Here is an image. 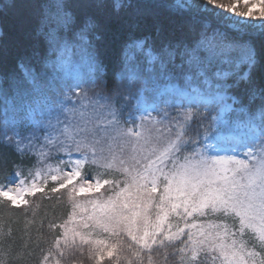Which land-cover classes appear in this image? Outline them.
Segmentation results:
<instances>
[{
  "label": "trees",
  "instance_id": "trees-1",
  "mask_svg": "<svg viewBox=\"0 0 264 264\" xmlns=\"http://www.w3.org/2000/svg\"><path fill=\"white\" fill-rule=\"evenodd\" d=\"M195 1H198L195 8L185 9L175 0H0V186L9 184L17 173L27 183L33 180L40 166L39 152L46 135L43 128L49 124L48 114H67L65 111L84 105L86 113L93 115L102 109L95 102L97 94L110 97L109 106H114L117 112V125L124 129L140 97L160 104L162 116L164 111L169 113L165 119L169 126L168 120L177 115L178 108L174 99L162 94V87L184 88L190 82L199 85L203 81L213 86L221 83L228 87L226 92L233 110L224 116L227 123L218 122L216 129L234 132L239 124L246 122H253L259 128L264 112V67L257 65L251 85L247 81L236 83L231 75L232 65L220 59L212 60L206 75H197L187 63L185 50L207 36L214 43L227 38L237 45H251L264 55V30L220 27L211 15L199 10L207 0ZM218 3L225 4V1L218 0ZM64 13L70 14V22L64 21ZM86 26L81 38V30ZM135 41L144 42L147 49L142 52L133 48ZM63 50L70 52V65L77 76L65 73L64 56L60 57ZM147 51L156 58L152 62ZM239 55L237 48L234 62ZM160 56L164 57L163 63L158 59ZM97 64L102 68L99 74L95 70ZM129 71L138 73L140 78L129 83ZM237 71L243 74L247 68L241 64ZM121 73H125L123 81ZM217 73H224L223 77L228 75L223 78ZM77 80L84 81L82 87L87 92V100L82 92L77 96L79 90L71 88ZM65 92L74 98L73 103L72 99H63ZM218 107L212 106L203 116L194 117L188 135L195 139L199 133L202 141L210 117ZM6 121L7 135L13 141L16 139L14 124L21 139L33 137L32 146L26 147L23 153L16 150L14 142L6 145ZM24 142L27 144V140ZM60 158L61 155L54 160L59 162ZM97 173H105L107 179L122 177L119 172H107L93 164H86L82 174L88 177ZM58 185L59 182L48 181L41 191L27 197V204L19 207L0 198V264H57V261L59 264H96L88 256V245L83 246V252L65 249L62 240L63 255L54 246L63 230L49 225L64 223L72 210L68 200L70 187L53 192ZM218 219L211 216L205 221ZM100 238H107V234H100ZM123 239L131 243L126 236ZM179 246L177 242L175 247ZM136 248L133 245L132 250L118 249L111 257L105 255L100 264H148L149 253L142 251L138 260L132 254ZM255 250L261 251L259 246ZM174 252V247L154 246L153 264H181L179 253Z\"/></svg>",
  "mask_w": 264,
  "mask_h": 264
},
{
  "label": "snow or ice",
  "instance_id": "snow-or-ice-1",
  "mask_svg": "<svg viewBox=\"0 0 264 264\" xmlns=\"http://www.w3.org/2000/svg\"><path fill=\"white\" fill-rule=\"evenodd\" d=\"M239 2L240 0H237V3L229 6L218 3V0H207L208 4L225 12H234L236 16L251 15V9L248 12L235 11ZM243 3L247 5L249 0H243ZM261 15L264 16V12ZM63 19L70 22V14L64 13ZM86 29L87 26L81 30V38ZM132 47L143 52L148 46L142 41H135ZM237 48L240 55L234 62L233 57ZM185 56L189 67L194 69L197 75H206V68L212 60L220 59L232 65L234 71L231 75L236 83L247 81L249 85L253 83L252 72L257 65L261 64L264 67V55L258 53L253 46L237 45L227 38L220 43H214L204 36L195 46L185 50ZM154 59L156 58L149 54V60ZM158 59L161 63L164 62L163 56ZM241 64L247 68L243 74L237 71ZM95 70L99 74L102 68L97 64ZM127 78L129 83H132L140 76L129 71ZM120 79L121 81L125 79V73H121ZM95 82L93 78L92 83ZM83 83L84 81L77 80L71 88L79 90L76 92L77 96L82 92L87 100ZM63 99H71L68 92L63 94ZM184 99L186 98L183 94H179L175 104L178 108L177 115L168 120L169 126L157 128L155 136L131 127L123 130L122 135L135 138L129 150L130 154L126 158L112 153L107 162L100 163L103 157L97 158L96 145H100L103 138H96L99 125L96 128H89L87 121L75 125L65 124L62 129H53L45 135V143L41 145L39 152L42 159L52 150H65L70 153L73 146L81 155V158L74 162L70 172L60 174V169H50V173L55 174L44 177L45 181L50 178L54 182H59L58 187L52 189L53 192L71 185V188H68V200L72 210L68 219L60 225H49L50 228L59 227L63 230L54 243L60 255L64 254L60 249L63 240L65 249L75 248L83 252V246L88 245V256L94 259L96 264H100L105 255L111 257L118 249L123 250L127 247L132 250L133 245L137 248L132 254L138 260L142 251L149 253L148 264H153L151 253L154 246L161 249L174 247V254L179 253L181 264H264V255L261 254L264 251V112L261 113V124L258 129L250 122L244 130L237 129L226 134L217 130L216 125L218 122L227 123L224 121L225 113L233 109L219 89L198 99H188L189 105H195V108L184 107ZM109 100L110 97L97 94L95 102L101 108L108 109L111 120L107 125L112 126L119 121L114 106H109ZM100 101L104 103L101 104ZM235 102L233 99V103ZM213 104L219 107L210 117L207 129L203 133V140L199 139V133L195 139L189 136L194 117L203 116ZM201 106L203 112H200ZM83 116L84 113L81 112L80 117ZM163 116L164 119L155 123L163 124L169 113L164 111ZM144 119L146 117L141 118L142 121ZM7 126L6 121L4 129L6 145L14 142L16 150L20 153H23L26 147L32 146L33 137L21 139L20 132L15 130V124L13 135L16 139L13 141V138L7 135ZM47 127L53 128L50 122ZM135 128L142 129V123ZM174 129V136L161 145L160 137L171 134ZM117 135L121 133L117 132ZM89 136L92 137L90 142ZM115 138L112 137L113 140ZM210 138L215 142L208 143ZM248 140L253 141L258 147L248 144ZM241 147L246 149L244 152L246 159H240L234 154ZM82 149L91 152V160L87 152L81 151ZM209 149L215 154H211ZM124 150L121 147V153ZM109 151L111 152V144ZM100 152H104L103 147L100 148ZM221 152L233 154L220 155ZM89 162L104 168L107 172H119L122 179L104 178L105 173L85 177L82 174L83 168ZM16 175L19 176V173ZM40 177L41 172L37 170L34 179ZM77 178L80 180L79 184L73 183ZM105 185L111 187L112 193L107 197L100 193L99 197L89 199L87 204L91 206L92 212L87 216H80V222L76 223L77 210L86 211L85 206L77 200V196L100 192ZM37 190L40 189L35 183L25 186L21 180L15 188L6 189L0 186V198L18 206V198L23 193L31 194ZM12 193L16 195H11ZM22 202L27 204V201ZM206 216L220 219L209 220L207 223L195 222L196 217ZM170 218H175L177 222H170ZM181 221L183 226L180 224ZM104 233L107 234V238H100V234ZM124 236L131 243H127L123 239ZM177 242L181 246L175 247ZM257 246L261 251L255 250ZM44 260L47 261V256Z\"/></svg>",
  "mask_w": 264,
  "mask_h": 264
},
{
  "label": "rangeland",
  "instance_id": "rangeland-1",
  "mask_svg": "<svg viewBox=\"0 0 264 264\" xmlns=\"http://www.w3.org/2000/svg\"><path fill=\"white\" fill-rule=\"evenodd\" d=\"M226 5H232L234 3H237V0H224ZM198 1L195 0H175V3L179 5L182 8L189 9V8H195L197 6ZM249 9H251V15L246 16V17H239L234 14V12H225L221 8L214 7L213 5H209L206 3L203 5L201 8H199L200 12L203 14H207L208 16L211 15L214 20H216V25H219L220 27H227V28H235L239 27L240 29H246L250 31L254 30H264V16L261 15L262 12H264V0H249V3L245 5L243 3V0H240V2L237 4V7L235 11L239 12H248ZM240 29H236L241 31ZM148 54H150L148 52ZM64 60L62 61V65L65 67L66 71L65 73L67 75H72V76H77L76 74L73 73L71 65H70V52L66 53L61 52L60 57L63 58ZM154 57V56H152ZM153 61V60H152ZM151 61V62H152ZM61 64L59 63V66ZM62 70V67H60ZM218 74V73H217ZM223 74H218V76H222ZM227 76V75H226ZM224 76L223 78H225ZM190 79V78H189ZM192 83V84H190ZM186 87H179L176 85H170L166 87H162V94L168 95L169 99H174L175 103L177 98L179 97V94H183V96L186 98L184 99V107H189V106H195V105H189L188 99H198L203 95H208L210 93H213L219 89L221 94L224 96L225 100L227 101L228 104L231 105L233 109V105L231 102H229L230 95L226 92L228 87H223V85L220 83L218 85L213 86L209 81H203L202 84H196L194 82H190ZM222 85V86H221ZM71 102H74V98H71ZM70 100V99H69ZM67 101V100H65ZM139 101V103H138ZM152 101L146 99V97H140L134 104V114L128 118L129 125L127 128L131 127L134 128V130H142L145 134L151 133L153 136L156 135V129L157 128H163L167 126V124H157L155 121L164 119L162 116V111L160 109V104L157 103H151ZM170 102V101H168ZM70 103V102H69ZM153 106H155V110H153ZM212 106H219L216 104H213ZM202 107V106H201ZM79 106L71 109L70 111H65L67 114H58L56 116H51L48 114L49 119H45L48 122L51 123L53 128H43L46 131V134L48 132L53 131V129L59 130L62 129L65 124L71 123L72 125H75L77 123H82L83 121L88 122V127L89 128H96L97 125H99V129L96 131V138H103L102 143L100 145H96L97 147V158L100 159L103 157V159L100 160V163L107 162L111 158V154L115 153L117 156H124L125 158L130 154L129 150L131 147V144L135 142V138L133 137H127L122 135L124 128L120 127L119 125L115 124L112 126H108L107 122L111 120V116L108 115L107 110H103V108L100 111H96L95 114H87L85 111V106L80 109H78ZM83 112L84 116L83 118L80 117V113ZM228 113V112H227ZM226 114V113H225ZM142 117H146L143 121L141 120ZM44 120V121H45ZM43 121V122H44ZM57 121L60 123L58 124ZM142 123V129H136L135 126L139 125ZM240 124L237 129L239 130H244L246 126L249 123ZM126 129V128H125ZM236 129V130H237ZM117 132H120L121 135H117ZM174 132V130H173ZM172 134H165L160 137L159 143L163 145L169 138L174 136L175 132ZM112 137H116L114 140ZM78 139L80 137H77ZM92 140V137L89 136V142ZM215 141L213 139H209L208 143H214ZM45 143L44 138L42 139L41 144L43 145ZM248 144L258 147V145L254 144L253 141L248 140ZM109 144H111V152L109 151ZM104 148V152H100V148ZM123 147L125 150L123 153H121L120 149ZM246 149L243 147L239 148L235 155H237L238 158L240 159H246L244 152ZM47 151V149H45ZM81 151L87 152L89 159L91 160V152H89L87 149H82ZM209 152L211 154L213 153L212 149H209ZM220 155H231L233 153H224L221 152L219 153ZM61 155L60 161L54 160L58 156ZM81 155L80 153L75 151V147L69 151L65 150H52L51 152L48 153L46 158H41L38 161L39 162V168L37 170H40L41 172V177L39 179H34L30 182L27 183L23 178L21 177H13L11 182L7 185H4V187L7 189L8 187L15 188L17 184L23 180L25 186H31V184L35 183L37 185V188L40 190L35 191L34 193L41 191L42 188L44 187V184H46L48 181H52L50 178L45 181L44 177L50 176L51 174L55 173H50V169H60V174L70 172L72 170V167L74 166V162L77 159H80ZM63 163L65 166L63 167ZM88 164H91L90 162ZM86 165V164H85ZM84 165V166H85ZM122 179V177H121ZM58 182V181H56ZM79 178L73 181L75 184H79ZM123 185L121 184V187ZM68 187L71 188V185H68ZM100 193H103L105 197L107 195L112 193V189L110 186L105 185L103 188L100 189V192H90V193H84L80 194L77 196V200L80 201L84 206L86 211L85 212H80V210H77L78 215L76 217V223L80 222V216H87L92 212V208L90 205L87 204V201L89 199H94L100 196ZM33 194V193H31ZM30 193H23L21 197L18 198V207L25 205L22 201H27V197L31 195ZM11 195H16V193H12ZM9 201V200H8ZM16 206V205H14ZM154 213V210H153ZM211 216H206V217H196L195 222L196 223H207L205 219L210 218ZM154 219V215H153ZM170 222L176 223L175 218H170ZM192 222V221H190ZM181 226H183V222H180ZM71 226V225H70ZM195 231V230H194ZM186 239V237H185Z\"/></svg>",
  "mask_w": 264,
  "mask_h": 264
}]
</instances>
